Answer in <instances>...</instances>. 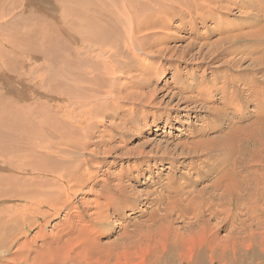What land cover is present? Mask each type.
<instances>
[{"label":"bare ground","instance_id":"6f19581e","mask_svg":"<svg viewBox=\"0 0 264 264\" xmlns=\"http://www.w3.org/2000/svg\"><path fill=\"white\" fill-rule=\"evenodd\" d=\"M27 1H28V4L30 5V7H29L30 10L32 12H35V13L37 12V14H36L37 17L38 16L42 17V18H40L42 20L41 22L43 24H46L49 27V29L51 31V35H52L51 37H52L53 46H54L52 52H54V54L57 55V53L61 49H65L69 53V55H72L71 53L74 52L73 47L75 44L72 41L75 40V42H76V39L73 37V34L71 32L72 30L69 29L70 26L73 27L75 32H77L78 34H81V33L87 34V36H83L84 38L93 40L95 43L98 42L99 40L103 41L106 43L104 45V47H109V46H107V44H108V45H111L112 49L114 50V52L108 51V50H101V51L97 52V56L100 57V59H101L100 63H102V64H100L101 69H99V70H98L99 67L98 68H96L94 66L91 67V70H90V80H91L90 97H87V100H88L87 106L84 107V104L80 105V97H79V94H77V93H79V91L72 89V87H74V86H76V88L79 86V82H77V80L74 78L73 74H71V81L69 78H67V80H65L68 82V87L63 86L64 85L62 82L63 79L61 77V74H64L63 68L51 69V72L55 73V75H56L55 78H57V76L59 78V80H57L58 78L56 79L57 82L55 81L56 82L55 84H57L58 87L56 85H55V87H57V90H59L60 92H58V91L56 92L53 90L50 91V89L48 87H47L49 89L48 91H50V92H47L44 90L45 87L44 88L42 87L43 90H41L40 88L36 89L38 95L45 98L46 97L45 94L46 95L48 94L53 99L54 98L59 99L60 101H63L64 99H68L70 101H76V100L79 101L78 103L77 102H74V103L71 102L70 103L71 106H69L68 104L67 105L69 106L68 108L71 107V112H72L71 114H74V115L78 114L80 116V118H82V122H84V123H87V122L90 123L92 120L94 121L97 118L98 119L102 118V123H104L105 118H107V117H104V113L107 112L108 116L110 115V120H111V122L108 123L109 126L112 128L115 127V128H118L119 130L121 129V130L125 131V130H129L126 127V125L124 124V122H123L124 120H122L123 117H125V119L128 121V123L130 122L132 125V130L130 129L129 131L132 132L133 134L136 133L135 130L138 128L142 129V128L146 127L147 129L150 130V126H152V127H155L153 129L155 131H157V129H158L157 127H161L162 129H166V128L172 129L173 127L176 128V126H182L183 125V121L180 119V115H183V116H185V114L188 115V112H189L188 109H186V107L185 108H179V106H181L179 104H177V107H176L179 112L177 110H175L173 107H171V108L174 110L171 109L168 112L164 111L165 108L162 110H161V108L160 109L157 108V107L161 106L160 104H162V103H160V104L158 103V105L155 104V101H156L155 95L157 92H165V90L163 88L160 89L156 85H154L152 87L153 89L151 91L147 92L146 91L147 87H145L147 83L145 82L144 78L142 77L147 73V67H148V64L150 62L148 57L154 58V57L162 56V55L166 56L171 51L170 48H160V50H159V48H157L158 46L154 45L151 42H148V45L141 46V34L143 31L142 17L144 19L156 20V24H163V22L166 19H169L170 17L173 16V13L170 10L171 6H175L177 4L182 6L183 0H158L159 7L156 6L154 1H153L154 4L151 6V4H150L151 0H62L63 7H61L62 8L61 10L64 11V13L62 12L64 15L61 14L62 17L58 15L59 20H60V17L62 18L59 22H57L58 20L57 21L51 20V19H54V17L51 16V12L47 6V4H49L48 2H46L44 0H27ZM69 1L72 2V5L70 7L65 5V3L69 2ZM231 2L235 6L237 3H239L243 7V12H239V13L241 14V16L243 18L242 22H245V24L247 25L246 26L247 31L244 32L243 34H240V35H238L239 33L237 35L233 33V35L231 37L220 38V39L217 38L216 45L220 44L222 42L226 43L228 41L230 43H233V42L235 43V41L237 42V40H243V39H246V40H258L261 38L263 39L264 38V26L260 25L258 23L259 17H257V15H255V14H253V16L250 17V14L246 13V11H245L246 8H249V6L252 5V0H246V1H244V4H242V1L238 2V0H233ZM3 3H4V0H3ZM57 3H60V2L58 1ZM190 5L191 4H188L185 6H186V8H189ZM14 6H15V4H14ZM216 7H220L225 12H229V14L233 13L232 8L229 6L216 5ZM236 7H238V6H236ZM86 9H87V11L84 12ZM30 10H27V11L29 12ZM195 10L199 11L200 5H198L197 8H195ZM200 11L203 12L202 10H200ZM204 11H206V10H204ZM33 14L30 13L28 15H33ZM141 14H142V16H141ZM206 14H207L206 18L204 19V21L202 23H203V26L207 28L209 26L208 22H210V21L207 22V18L214 16V22H215L217 20V16L212 15L211 13H206ZM28 15H27V17H29ZM47 15H49V16H47ZM33 16L36 17L35 15H33ZM33 16H31V17H33ZM45 18H48L49 20H47ZM56 19H57V17H56ZM63 19L67 24L66 26L63 23ZM38 20L36 21L37 24H39ZM76 20H79V22L76 23ZM171 20L172 19H170L169 21H171ZM18 21L20 22L21 20L19 19ZM32 22L33 21H31V19H30L29 23H27L28 25L27 24L26 25L29 26ZM218 22H219L220 26L227 24V20L224 18H221V17L218 19ZM16 24H18V23H16ZM33 24H34V22H33ZM37 24H35V25L37 26ZM16 26L22 27V24L21 25L18 24ZM27 26H26V28H27ZM30 26H29V28H30ZM47 26H45V27H47ZM249 26L251 27V29H248ZM31 27H33V25ZM40 27L42 28V25H40ZM40 27H38L39 28L38 31H40V33L43 34V30L40 29ZM147 27L149 28L150 24H147ZM221 28L224 29L223 27H221ZM36 30H35V32L31 30L33 32L32 33L33 35L36 34ZM18 31H19V29H18ZM24 31L27 32L28 30H24ZM127 31H129L132 35L130 38L128 37V35H126V39L124 42L121 39H118L119 34L123 35ZM209 31H210V33H212L214 31H216V28L214 26H212ZM44 32H45V30H44ZM207 32H206V35H207ZM218 32H221V31H218ZM22 34L28 35L29 33L28 34L22 33ZM225 34H227V33H225ZM210 35H212V34H210ZM163 36H162V38H163ZM25 37L26 36H24V38L21 39L24 47L26 44H28V46L31 45L33 42V38H34V37L33 38L32 37L25 38ZM51 37H49V38H51ZM158 37H159V35H158ZM207 37H208V35H207ZM10 38H12V37H10ZM41 38L43 39V36H41ZM36 39H37V37H36ZM160 39H161V37H160ZM168 39H170V37ZM180 39H181V36H180ZM171 41H174V40H171ZM259 41L261 42V40H259ZM35 42L37 43L38 41L36 40ZM36 43H34V44H36ZM121 43H124L123 46L129 50H131L133 48V46H139L140 45L139 50L142 51V54H144V55H139V52H135L134 55L138 56V58H136L138 60V62L136 63L137 65H134L135 62L132 61L131 59H129V61L127 63L129 66L128 72L124 75H122V74L120 75V78L124 79V80H122L121 85L116 84V85H118L116 87V89L108 92L107 96L104 98V102L102 103L100 101L103 100V98L99 94L104 91L105 85L107 83H109L113 77H115V72H116L114 70L115 66L111 63V61L109 60L110 58H108L107 56L110 57V56H112L113 53H115L116 55L123 57L122 54H119L121 52V50H120V44ZM206 44H208V43H205V45ZM188 45H190V43ZM36 46H37L36 48H38V43ZM191 46H189V47H191ZM41 47H43V46H41ZM162 47H163V45H162ZM33 48H34V46H33ZM6 49H7V47H6ZM175 49H176V47H175ZM188 49H190V48H188ZM192 49H193V47H192ZM17 50H19V48H17ZM202 50H203V48H202ZM209 50H211V48ZM21 51H22V49H21ZM42 51H43V48H42ZM106 51H108V52H106ZM185 51H187L186 48H185L184 52ZM14 52L15 51H13V53ZM232 52L233 51H230V52H228V54H232ZM179 53L184 54L183 52H179ZM73 54H75V53H73ZM174 54H175V52L171 51V54L169 56L173 57ZM46 55H49V54H46ZM145 55L148 57H146ZM176 56H178V55H176ZM36 57H37V55H36ZM15 59H16V57H15ZM74 60H76V59H73V61ZM237 60H239V59H237ZM255 61H256V64H264V55H262L260 57H255ZM29 62H30V60H29ZM70 62H71V60L68 61V63H70ZM236 65H237V63H236ZM44 66H46V65H44ZM201 67H202V65H201ZM158 68H159V66H158ZM35 69L37 70V68H35ZM202 69H204V68H202ZM16 74H17L16 71H14V70L10 71L7 69H5V72L0 73V85L7 90V93H9L10 95H14V96H12L14 99L13 100V106H11L10 108H2L0 111V131L2 128H6L7 132L11 136L13 134V130H15V131L21 130L22 131L21 133H24V134H25L24 131H28L29 132L28 136H29L31 142L28 139H26V142L25 141L22 142L23 140H21V138L24 135L21 133H17V132L15 133V134H18V135H15L16 141L19 143H22L25 146L36 145L42 149H45V151H51V152L45 154L42 150H37V149L35 150V149H28V148L22 149V148L16 146L18 148V152L21 151V154L18 153L15 156H13V158H11V159H13L14 163H22V164L16 165V166L6 165L3 168L6 169L5 171L20 172L21 173L24 170H28L29 166H34L36 168L37 173L40 174L42 179L46 178V180H47V178L49 179L52 177V178H56L59 181L61 180L60 181L61 184L65 185V187H66V193L65 194H67V196H66V198H64V196L62 194L58 195L54 192H51V190L48 191L46 189V188H48L46 185L45 186L37 185V184H40V182H41V180H36L37 177H32V178H35L37 184H33L31 186V188H23V187L19 188L20 185L24 184V181H21L20 179L16 180L13 176H10V175H0V201H2V199L6 198V197L9 198L10 195H14L15 197L19 196L21 198H23L21 195H24L26 197L25 199H28L27 201L32 203L31 206L30 205L29 206L30 207L34 206V208H32V209H34V211L33 210L32 211L35 212L39 218L46 217L44 223L41 222L39 225L36 226L39 228V230L37 231L36 237L34 238L37 240L41 239L43 241L42 244H38L36 241L32 240L28 235H26V239L22 243L18 244L15 252H13L11 254L12 258L10 261L18 260L19 263L26 261L25 264H102L101 263L102 261L100 262V260H105V262H106L105 264H110L108 256L109 255L110 256L118 255V254H120V250H122V249H129V250H130V248L135 249L134 242L131 243L130 237L132 238V234H134V233H135L136 237H138V236L142 235V232L146 233L145 239H148L150 241L152 239H154L155 243L157 242V237L159 238L158 242L151 247L150 253L148 254L147 257L154 256L153 261L164 260V262H165V260H166L165 264H167L169 262V260L172 257H174L173 254H175V253H178V256L181 257L182 260L186 259L187 264H195V262H197L199 264H203L201 260L193 262V260L191 258L193 256H195L196 254H199V255L202 254V257H204V254L207 255L212 263L222 261V262H224V264H232L235 262V260L236 261L240 260L242 257H238L235 260H234V257H232L235 255L237 256V254H243L245 256V258H247L246 252H251V259L252 260H254L256 258L255 253H257V252H255V251H259L258 249H260L259 240L264 239V174H261L259 172L261 170V168L258 167V166L263 167L264 162L260 161L261 157L259 160H257L254 157L255 155L253 156L252 152L255 151L257 153L256 156L258 157V155L264 154V151L262 150L263 148L259 149V147L256 148L254 146L253 147L247 146L246 150H245V154H244V156L248 155V158H246L247 160L245 162H243L242 160L235 159V157L238 155V153H240V152H238V147L240 145H238L239 140L236 138L238 136L236 133L237 132L236 130H234L235 133L226 134L222 137L221 140L214 141L215 145L204 144V142H203L204 145H199V144L197 146L194 145L192 147L193 150L197 147V149L199 148V151H198L199 153H200V151L203 152V151H206L207 149L221 148L223 150V154H221L220 156H217L215 154L216 155L215 157H214V155L212 156V160L215 159L217 161L216 165H214V166L212 165L213 167L207 166L209 169L208 168H201L199 170L196 169L197 171H195L193 169L195 171L194 174L191 173L187 176L181 175L185 179V181L183 183L175 181V178L174 179L171 178L166 182V185H165L164 180L167 177L164 178L163 176L160 175L161 180L158 181V184L156 186L161 187V189H159V190L157 189L154 191V192H159V193L157 195L152 194L151 196L149 195V193H147V198L150 199L147 207L149 209H152L151 211H149L147 213V215L149 217L147 218V220L142 219L143 221L139 222L135 226V228L132 230L130 222L134 221V220L130 219L132 217L127 216L126 212H134L135 213L137 210L144 211L143 207L145 206L146 203L144 204V200H142L143 199L142 197L144 196V195H142V192L133 188L134 186H132L128 183H125L123 180V175H121V174L126 173L127 174L126 176L129 177V178L128 177L127 178H128V181L130 183L132 182V180L139 181V178L134 177V174H132V171H124L123 169H121V171L120 172L118 171V173H121L120 175L122 177H120V176L114 177V176H117L118 174L113 175L112 181L108 180L109 182L112 183V185L105 187L107 185H106V183H104L105 188L102 189V191H99L96 189V183L99 181L97 179V177L95 176V177L90 178V172H92V171H90V162L91 161H90V158L85 157V155L88 153L89 154L95 153L96 155H98L101 152L100 151L101 146H103L104 149H105V147H107L105 149L106 154L104 152L105 155H108L110 152H113L114 148L108 147L109 144L106 141V139H104L108 133V130L105 127H104V129L101 130V132H102L101 138L102 139H100V141L102 144L97 145L96 142H94L93 146H91L89 149V146H90L89 138L91 137L92 138L91 140H93L94 135L96 133H99V132H97V127L94 124L95 121L93 123H91V126L89 125V126H86V128H82L80 126L81 121L77 125H72V123H70V122H66L64 120H60V119L56 118L55 115L53 114L54 110L52 111V108L45 106V104H43V103H41V104L46 109V116H44L43 114L38 113L32 109H25L24 110L20 106H15V103L17 105V102H19V103L22 102V100L25 99V96L27 98V93L24 92L22 87H21L22 82L23 81L26 82V80L24 79L25 77L23 76L24 78H21L19 76V78L21 79V80H19L17 77L18 75L16 76ZM68 74H70V73H68ZM65 75H67V74H65ZM166 76L167 75L165 73H163L160 80L163 82L166 81V79H167ZM80 78L82 79V78H84V76L82 74H80ZM29 79H31L30 76H29ZM213 80H214V82L210 81L211 84H208L207 80H206L207 82L201 81L200 83H203V86L197 85L198 90L199 91H201V90L205 91L207 89L214 90V91L219 92V94L221 93L220 96H222L225 99V96H228V92L225 88L226 84L222 85L223 88L218 89L216 86L217 79L214 77ZM31 81H32V79H31ZM241 81L244 82L245 85L249 83L245 79H242ZM255 81H256V79H255ZM41 83H42V80H41ZM165 83L167 85V82H165ZM26 84H28V82H26ZM43 84H45V83H43ZM53 84L54 83L51 84L52 85L51 89L53 88ZM205 84L209 85L210 87L208 88L207 86H205ZM234 89H235V87H234ZM252 89H254V88H252ZM231 90L233 91L232 88H231ZM236 90H234V92H237ZM248 91H250V90H248ZM42 93H44V94H42ZM215 94H217V93H215ZM259 94H262V92ZM168 95H170V94L167 93L165 96H168ZM203 95H205V94H203ZM72 96H74V97H72ZM49 97L47 96L46 98L49 99ZM255 97H256V95H255ZM112 98H114L115 101L118 102V104L122 105L123 109H122V107H120V105H119V108H116L117 106L115 103H114V108L112 106L110 107V105H111L110 100ZM172 98H173V96H172ZM238 98L240 99V96ZM18 99H20V101ZM258 99H259V97H258ZM46 101H49V100H46ZM55 101L56 100L53 101V104ZM123 101L126 104H133L131 106H128V111L131 114L130 115L129 114L124 115L122 118H119L118 114L121 112V110H123V112H124V109L126 108V106L123 105ZM157 102H158V100H157ZM159 102H161V101H159ZM2 104H3V102L1 103V105ZM62 104H61V106H62ZM134 104H136L137 106H135ZM108 105L110 108L108 107ZM224 105H225V107H227V106H230L231 103L229 101H227V105H226V101H225ZM152 107H156L157 109L156 108H155L156 110L148 109V108H152ZM237 107H239V106H237ZM62 108L65 110L64 106ZM80 108H81V112H80ZM103 109H104V111H103ZM218 110H217V112H218ZM213 112H214V110H213ZM237 112H243V111H237ZM244 112H246V111H244ZM98 114H103V115H102V117H97L96 115H98ZM174 115H176V116H174ZM222 117H224V115ZM151 120H153L152 123H150ZM33 122H34V124H33ZM162 123H163V125H161ZM251 124L250 125L248 124L249 126L245 125L244 127H246L247 129H249V128L252 129V127H253V129L256 131L257 128L259 127L258 124L253 123L252 126H251ZM184 126H186V125H184ZM210 127H208V128H210ZM239 128H241V127H239ZM247 129H245V130H247ZM259 129L260 128H258V130ZM187 130L189 131V129H187ZM177 131H179V129H177ZM255 131H254V133H255ZM162 132H163V130H162ZM3 133L4 132L2 131V134ZM34 133H41L39 136H40L42 141L39 142V139L35 137ZM142 134H143V130L139 132V135H142ZM257 134H258V142H259L260 146H263L264 145V134L261 132V129L259 130V133H257ZM235 138L237 140H235ZM241 138L243 139L242 133H241ZM211 139H213V138H208V140H206V141L204 140V141L207 142ZM214 140H215V138H214ZM164 141H166V140H164ZM202 141H203V139H202ZM209 142H211V141H209ZM209 142H207V143H209ZM194 143H195V141H194ZM192 144L193 143H191L189 145H192ZM212 144H213V142H212ZM158 145H162V143H159ZM145 146L153 148L155 146V142L151 139H147L146 143H144V147ZM21 147H22V145H21ZM29 147H31V146H29ZM164 147L167 148L166 145ZM186 147L187 146H185V148ZM142 148H143V146H138L134 150H135V152L136 151L140 152L142 150ZM10 149H8L9 150L8 152L11 154V151H13V150L11 149V151H10ZM14 149H16V148H14ZM115 149L117 152L120 150L119 147H117ZM130 151H131V149L128 152H130ZM22 152H24L25 154H22ZM86 152H88V153H86ZM128 152H126L125 154H128ZM217 153H220V152H217ZM10 154H8V155H10ZM50 154H52V156H50ZM166 154H168L167 151L162 152V155H166ZM113 157H115V156H113ZM208 157H209V155H208ZM237 158L239 159V157H237ZM263 158L264 157H262V160H263ZM146 161L148 162V160L146 159V156L141 157V162H146ZM155 161L157 163H163V162L167 161V158L161 157ZM168 161L171 165H173L175 162V161L173 162L172 159L168 160ZM156 162H154L155 165H156ZM137 164L138 163H135L133 166H136ZM223 165H227L226 169H224V170L221 169V167ZM137 166H140V165H137ZM161 166H160V169H161ZM243 167L246 169V171H247L246 173L244 171H241V169ZM35 168L33 170H35ZM154 168H156V167H154ZM208 170H210V171L208 172ZM160 171H162V170H160ZM167 172H168V169H167ZM24 174H25V172H24ZM203 174H205V176H203ZM207 174H209V175H207ZM212 175H214V177L210 181V178L212 177ZM20 176H21V174H20ZM92 176H94V175H92ZM139 176L142 177L141 175H139ZM166 176H168V175H166ZM24 178L26 179V177H24ZM38 178H40V177H38ZM168 178H170V177H168ZM146 179H149V177H146ZM29 180H32V179H29ZM46 180H43V181L45 182ZM94 180H95V182H93ZM43 181H42V183H43ZM100 181H102V180H100ZM155 181H156V179H155ZM200 181H204V185H203L204 188L196 190L199 187L198 183ZM53 183H54V181H53ZM56 185L59 186L60 184H56ZM154 186H155V184H154ZM203 186H201V187H203ZM57 188H59V187H57ZM60 188H63V186L61 185ZM63 190H65V188ZM210 190H212V194L210 193ZM57 191L58 190L55 189V192H57ZM80 193H83L85 196H87L89 194H91V195L93 194V196H94L92 201H90L91 199L83 198L82 204L84 205V207H86V213L85 214L82 213L81 218L79 216L74 215V213H73V211L75 210L74 206H78V205L73 204L74 205L73 206L72 205L73 202L71 201L74 196L79 195ZM216 195H218V196H216ZM206 199H207V201L210 202L209 204L205 202ZM45 207L48 208V212L46 210L43 211L41 209V208H45ZM64 209L67 210V211L65 210L66 214H64L65 212H63ZM10 211L11 210L7 209L5 211H1V213H0V246L6 247L5 250L14 249L16 247V245H15L16 241L15 240L17 237H19L18 236L19 232H20L19 227L20 226L22 227V225L24 223H26V217H27L26 214H23L20 211H17V214L21 215V217L19 219L14 217L13 220H9L7 218H8ZM13 212H14V210H13ZM46 212H47V214H45ZM61 212H63V214L65 215L64 216L65 219L63 217L64 221H62V223H60V224H57L58 227L56 228V230H58V231L54 230L52 232V235L49 236L47 228H48V222H50V221H48V220H49V218L50 219L52 218V220H53V218L56 217V215L60 214ZM79 212L77 213V215L79 214ZM160 212H163V214L161 216H159ZM29 213H30V211H29ZM230 213L246 214V216H245L246 219L237 220L235 218L233 220V223L230 220L232 223V225H231L230 223H228V221H229L228 218L230 216L229 215ZM75 214H76V212H75ZM115 214L120 216L122 223L126 222L125 224H122L123 227L125 225V230L122 231V233H121L122 235L120 238L122 240L120 242H116L114 244H111L109 247H106L105 244L101 245L100 241L99 240L97 241V239L99 238V235L102 232L103 233H105V232L108 233L109 231L111 232L112 229L117 226V222L113 218V216ZM206 215H208V217ZM88 216L91 217L90 221H88ZM32 220H33V218H32ZM176 220L178 221L177 226L175 225L177 223ZM249 220H251L250 224L246 225L249 222ZM53 221H55V220H53ZM234 225L236 226V229L232 230V228H233L232 226H234ZM30 228H32L31 225H30ZM253 228H255V229H253ZM236 231H237V233H235ZM241 231L242 232L245 231V233H242ZM240 232L242 234H240ZM233 234H238V235L234 236ZM47 236H49V237H47ZM42 238H44V240ZM202 241H207L206 243L208 244V247H205V249L203 247H200L198 250L195 249L196 248L195 244L197 245L198 243H200ZM143 242H145V241H143ZM75 244H76V246L79 245V247L76 248V246H75V249H74L73 247ZM230 244L237 246V248H239V249L235 250V252H234V249L232 248V246H230ZM14 245H15V247H14ZM136 245H137V243H136ZM160 246L162 249H160ZM168 246H170V247H168ZM7 248H9V249H7ZM184 248H185V252L183 254ZM186 248L188 249V251H186ZM177 249L179 251H177ZM0 250L2 251V249H0ZM90 251H91V253L94 252V254H96L98 257L96 259L93 258V260H90L88 258V256L90 257V254H91ZM31 253H32V255H31ZM159 254L166 255V259L164 258V255H159ZM91 256H92V254H91ZM94 257H96V256H94ZM98 258H100V259H98ZM113 258H114V256H113ZM95 260H97L96 263H94ZM10 261L8 264H11ZM239 262H243V261H239Z\"/></svg>","mask_w":264,"mask_h":264},{"label":"rangeland","instance_id":"374dc122","mask_svg":"<svg viewBox=\"0 0 264 264\" xmlns=\"http://www.w3.org/2000/svg\"><path fill=\"white\" fill-rule=\"evenodd\" d=\"M44 1L49 3V4H47V6L51 12V16L54 17V19H51V20H55V21L58 20L57 22H59L62 19L61 14L64 13V11L61 10L62 9L61 7H63L62 0H48V1L44 0ZM58 1L60 3H57ZM153 1L155 2L156 6L159 7L158 0H151V2H150L151 6L154 4ZM231 1H233V0H183L182 6H180L178 4L175 6H171L170 10L173 13V16L170 17L169 19H166L163 22V24H156V20L144 19L142 17L143 31L141 34V46L148 45V42H151L154 45L158 46L157 48H159V50H160V48H170V50L172 52H175L173 57L169 56L171 54V51L166 56L162 55V56H157L154 58H150V57L145 55L150 60L148 67H147V73L144 76H142L144 78L145 82L147 83L145 86V87H147L146 91L147 92L151 91L153 89L152 87L154 85H156L160 89L163 88L165 90V92H157L155 95V98H156L155 104L158 105V103L159 104L162 103V104H160L161 106L157 107L159 109L161 108V110L165 108L164 111L168 112L172 109L171 107H173L175 110L178 111V109L176 108L177 104L181 105V106H179V108H185L186 107V109H188V111H189L188 112L189 116L186 114H185V116L180 115V119L183 121L182 126H176V128L173 127L172 129H168V128L162 129L161 127H157L158 128L157 131H155L153 129L155 127L150 126V130L147 129L146 127L142 128V129L138 128L135 130L136 133L133 134L132 132L129 131L130 129L132 130L131 123L130 122L128 123V121L125 119V117H123L124 115H128V114L130 115L131 114L128 111V106H131L133 104H126L124 101H123V105L126 106V108L124 109V112H123V110H121V112L118 114V117L119 118L123 117L122 120H124L123 122L129 130L124 131V130L120 129L121 130L120 131L118 128L110 127L108 123H110L111 120H110V115L108 116L107 112L104 113V117H107V118H105L104 123H102V118H100V119L97 118L94 120L95 121L94 124L97 127V132H99V133H96L94 135L93 140H91L92 139L91 137L89 138V140H90L89 149L91 146H93L94 142H96L97 145L102 144L100 141V139H102L101 138V135H102L101 130L104 129V127L108 130V133L104 139H106V141L108 142V144H109L108 147L114 148L113 152H110L108 155H105L106 154L105 149L107 147H105V149H104L103 146H101V150L99 149L101 152L98 155H96L95 153L89 154L88 152H86L88 154H86L85 157L90 158V161H91L90 162V171H92V172H90V178L96 176L97 179L99 180L96 183V189L99 191H102V189H104L105 187L111 186L112 183L109 181H112L113 175L118 174L117 176H114V177H119V176L122 177L121 175H123V180L125 183H128V184L134 186L133 188L141 191L142 195H144L142 197L143 198L142 200H144V204L146 203L145 206L143 207L144 211L137 210L135 213L134 212H126V215L131 216L132 218H130V219L134 220V221L130 222L132 230L135 228V226L139 222H141L145 219L147 220V218L149 217L147 215V213L149 211H151L152 209H149L147 207L149 204V201H150V199L147 198V193H149L150 196L152 194L157 195L159 193V192H154V191L157 189L158 190L161 189V187L156 186L158 184V181L161 180V176H163L164 178L167 177L164 180L165 185H166V182L171 178L172 179L175 178V181L183 183L185 181L183 176H187L191 173L194 174L195 171H197L201 168H208V167H211L212 165L213 166L216 165L217 161L215 159L212 160V156L214 155V157H215L216 155L220 156L221 154H223V150L221 148L207 149L206 151H203V152L200 151V153H199L198 152L199 148L197 149V147H196L193 150L192 147L194 145L195 146H197L198 144L199 145H204V144L215 145L214 141L221 140L224 135L229 134V133H235L234 130H236L237 131L236 133L238 135V136L236 135L237 136L236 138L239 140L238 145H240L238 147V152H240V153H238V155L235 157V159L242 160L243 162H245L247 160L246 158H248V155L244 156L247 146H251V147L254 146L256 148L259 147V149L263 148L262 150L264 151V147H263L264 145L260 146V144L258 142V134H257V133H259L260 129H261V132L264 134V64H256V61H255V57H260V56L264 55V49H263L264 48V38L263 39L261 38L258 40H246V39L237 40V42L235 41V43L234 42L230 43L228 41L226 43L222 42L223 44L220 43V44L216 45L217 38L220 39V38L231 37L233 35V33L236 35L239 33L238 35H240V34H243L244 32L247 31V28H246L247 25L245 24V22H242L243 18L241 16V14L239 13V12H243V7L239 3L236 4V6H238V7H236L235 5L232 4ZM239 1H242V4H244V1H246V0H238V2ZM4 3H3V0H0V20H1L0 21V73L5 72V69L10 70V71L14 70V71H16V73H17L16 76L18 75L17 77L19 80H21L19 78V76L21 78L25 77L24 79L26 80V82H28V84H26V82L23 81L21 84L23 91L27 93V98L25 96V99H23L24 101L22 100V102H20V103L17 102V105L15 103V106H20L24 110L25 109H32V110L46 116V109L41 104V103H43V104H45V106L52 108V111L53 110L55 111V112L53 111V114L55 115L56 118H58L60 120L70 122V123H72V125H77L81 121L80 126L82 128H86V126H89V125L91 126V123L94 122L93 120L90 123L89 122L84 123V122H82V118H80V116L78 114H75V115L71 114L72 113L71 107L68 108L69 106H71L70 105L71 102H73V103L77 102L78 103L79 101H77V100L76 101H70L68 99H64L63 101H60L59 99H55V98L53 99L48 94L47 95L45 94V96L46 97L50 96L53 100L50 97H49V99L46 97L44 98V97H41L40 95L37 94L36 89L40 88L41 90H43V88L45 87L44 90L47 92H50L51 90L56 91V92L57 91L60 92L59 90H57V87H58L57 84H55L57 82V80H59V78H58V76H57L58 79L55 78L56 75H55V73L51 72V69L63 68L64 74H61V77L63 79L62 82L64 84L63 86L68 87V82L65 80H67V78H69L71 81V74H73L74 78L77 80V82H79V86L77 88H76V86H74V87H72V89L79 91V93H77V94H79V97H80V105L84 104V107L87 106V103H88L87 97H90V84H91L90 70H91V67L94 66L96 68L99 67L98 70L101 69L100 64H102V63H100L101 59L99 56H97V52L101 51V50H108V51L114 52L111 45L107 44V46H109V47H104V45L106 43L103 41L99 40L98 42L95 43L93 40L86 39L83 36H87V34H83V33L78 34L77 32H75L74 28L70 26L69 29L72 30L71 32L73 34V37L76 39V42H75V40L72 41L75 44L73 47L74 52L71 53L72 55H69V53L65 49H61V50H59V52L56 55V54H54V52H52L54 46H53L52 37H51L52 35H51V31H50L49 27L46 24H43L41 22L42 20L40 18H42V17H39V16L37 17V15H36L37 12L35 13V12H32L30 10V8H29L30 5L28 4V1L27 0H4ZM14 4H15V6H14ZM188 4H191V5L189 6V8H186L185 5H188ZM65 5L70 7L72 5V2H70V1L66 2ZM198 5H200V10H202L203 12H201L200 10L199 11L195 10V8H197ZM216 5L229 6L232 8L233 13L229 14V12H225L220 7H216ZM27 10H30L29 12L32 14L34 13L33 15H35L36 17H34L33 15H28L30 13ZM204 10H206V11H204ZM86 11H87V9L84 12H86ZM245 11H246V13L250 14V17H252L253 14L257 15V17H259L258 23L260 25L264 26V0H252V5H250L249 8H246ZM206 13H211L212 15L217 16V20L215 22H214V16L207 18V22L210 21V22H208L209 26L207 28L204 27L203 23H202L204 21V19L206 18V15H207ZM27 15L29 17H27ZM58 15L61 16L60 20H59ZM31 16H33V17H31ZM47 16H49V15H47ZM141 16H142V14H141ZM56 17H57V19H56ZM220 17L226 19L227 24L220 26L219 22H218V19ZM19 19L21 20L20 22L18 21ZM28 19L29 20L31 19V21L34 22V24H33V22L30 24L31 26L33 25V27H31L29 25L30 26V28H29V26H27L28 25L27 23H29ZM45 19L49 20L48 18H45ZM170 19H172V20L169 21ZM37 20L39 21L38 23L40 25H42V28L40 27L39 24H37V22H36ZM25 21L26 22L28 21V22L26 23ZM78 22H79V20H76V23H78ZM16 23H18L19 25L22 24V27L19 26L20 27L19 28L18 26H16V25H18ZM63 23L65 26L67 25L66 22L64 21V19H63ZM35 24H37V26L43 30V34H41L40 31H38L39 28ZM147 24H150L149 28L147 27ZM25 25L27 26V28ZM45 26H47V27H45ZM212 26H214L216 28V31L210 33L209 30ZM221 27H223L224 29H222ZM18 29H19V31H18ZM248 29H251V27L249 26ZM24 30H28V31L26 32ZM31 30L34 32L36 30L37 35L36 34L33 35L32 34L33 32ZM44 30H45V32H44ZM218 31H221V32H218ZM206 32H207L208 37L206 35ZM22 33H24V34L29 33L28 34L29 36L23 35ZM225 33H227V34H225ZM210 34H212V35H210ZM126 35H128L129 38L132 36L131 33L129 31H127L123 35L119 34L118 39H121L124 42L126 39ZM158 35H159V37H158ZM24 36H26L25 38H28V37L33 38L34 37L31 45L28 46V44H26L25 47L23 46L21 39H23ZM41 36H43V39L41 38ZM162 36H163V38H162ZM180 36H181V39H180ZM10 37H12V38H10ZM36 37H37V39H36ZM49 37H51V38H49ZM160 37H161V39H160ZM169 37H170V39H168ZM34 40L38 41L37 42L38 48H36L37 43ZM171 40H174V41H171ZM259 40H261V42ZM34 43H36V44H34ZM189 43H190V45H188ZM205 43H208V44L205 45ZM123 45H124V43L120 44L121 52L119 53V54H122L123 57H120V56L116 55L115 53H113L114 55L112 54V56H110V57L107 56L108 58H110L109 60L111 61V63L115 66L114 70L116 72H115V77H113L112 80L105 85L104 91L99 94L103 98V100L100 101L102 103L104 102V98L107 96L108 92L115 90L118 85H121V82L124 79L120 78V75L121 74L124 75L128 72L129 66L127 63L129 61V59H131L132 61L135 62L134 65H137L136 63L138 62V60L136 58H138V56L134 55L135 52H139V55H144V54H142V51L139 50L140 45L139 46H133V48L131 50L126 49ZM162 45H163V47H162ZM33 46H34V48H33ZM39 46L40 47L43 46V47L40 48ZM189 46H191V47H189ZM6 47H7V49H6ZM175 47H176V49H175ZM192 47H193V49H192ZM201 47L203 48V50ZM17 48H19V50H17ZM42 48H43V51H42ZM185 48L187 51L184 52ZM188 48H190V49H188ZM210 48H211V50H209ZM21 49H22V51H21ZM13 51H15V52L13 53ZM108 51H106V52H108ZM178 51L183 52L184 54H181ZM230 51H233L232 54H228V52H230ZM73 53H75V54H73ZM46 54H49V55H46ZM36 55H37V57H36ZM176 55H178V56H176ZM15 57H16V59H15ZM73 59H76V60L73 61ZM237 59H239V60H237ZM29 60H30V62H29ZM70 60H71V62L68 63V61H70ZM236 63H237V65H236ZM44 65H46V66H44ZM201 65H202V67H201ZM158 66H159V68H158ZM35 68H37V70ZM202 68H204V69H202ZM68 73H70V74H68ZM163 73H165L167 75L166 76L167 79L165 78L166 81H164V82L160 80ZM65 74H67V75H65ZM80 74H82L84 76V78L81 79ZM29 76L32 79V81H31V79H29ZM214 77L217 79L216 86L218 89L223 88L222 85L226 84L225 88L228 92V96H225V99L222 96H220L221 93L219 94V92H217V91L209 90V89H207L205 91H202V90L199 91L198 90L197 85L203 86V83H200L201 81H204V82L208 81V84H211L210 81L214 82V80H213ZM242 79L247 80L249 83L245 85L244 82L241 81ZM255 79H256V81H255ZM41 80H42V83H41ZM165 82H167V85ZM43 83H45V84H43ZM50 83L51 84L54 83L52 89H51L52 85ZM116 84H118V85H116ZM55 85L57 87H55ZM205 86H207L208 88L210 87L209 85H206V84H205ZM233 86L235 87V89ZM47 87L50 89V91H48L49 89ZM231 88L233 89V91L231 90ZM252 88H254V89H252ZM234 90H236L237 92H234ZM248 90H250V91L252 90V91L250 92ZM261 92H262V94H259ZM167 93L170 94L171 96L170 95L165 96ZM215 93H217V94H215ZM42 94H44V93H42ZM203 94H205V95H203ZM255 95H256V97H255ZM12 96H14V95H10L9 93H7V90L0 85V111L2 108H10L11 106H13V100L14 99ZM172 96H173V98H172ZM239 96H240V99L238 98ZM72 97H74V96H72ZM258 97H259V99H258ZM18 100L20 101V99H18ZM46 100H49V101H46ZM54 100H56L55 101L56 103L54 102V104H53ZM157 100H158V102H157ZM159 101H161V102H159ZM225 101H226V105H227V101H229L231 103V105L225 107V105H224ZM2 102H3V104L1 105ZM114 103L117 106L116 108H119L120 104H118V102H116L114 98H112L110 100V104H111V105L109 104L110 107L112 106L114 108ZM61 104H62V106H61ZM109 105H108V107H109ZM134 105L137 106L136 104H134ZM63 106H64L66 111L62 108ZM237 106H239L240 108ZM120 107H122V109H123L122 105H120ZM155 108L156 107H152V108H148V109L156 110L157 108L156 109ZM174 109H172V110H174ZM235 109L237 111H243V112H237ZM213 110H214V112H213ZM217 110H218V112H217ZM103 111H104V109H103ZM244 111H246V112H244ZM80 112H81V108H80ZM102 115L103 114H98L96 116L102 117ZM223 115H224V117H222ZM174 116H176V115H174ZM152 122H153V120L150 121V123H152ZM251 123L252 124L253 123L258 124V126H259L258 128H260V129L258 130V128H257V130L255 131L253 129V127H252V129L249 127H248L249 129L244 127L245 125H248V124L250 125ZM33 124H34V122H33ZM252 124H251V126H252ZM161 125H163V123ZM184 125H186V126H184ZM208 127H210V128H208ZM239 127H241V128H239ZM243 127L247 130H245ZM177 129H179V131H177ZM187 129H189V131ZM142 130H143V134L139 135V132ZM162 130H163V132H162ZM2 131L4 132L3 134H2ZM254 131H255V133H254ZM0 132H1L0 133V166L2 167V168L0 167V175H10V176H13L16 180L20 179L21 181H24V184L20 185L19 188H21V187L31 188V186L33 184H37L36 180H41L40 184H37V185H40V186L46 185L48 187V188H46L48 191L51 190V192H54L58 195L62 194L64 196V198H66V196H67V194H65L66 193V187H65V185L61 184V182H60L61 180L59 181L56 178H52V177L49 179L47 178V180H46V178L42 179L40 174L37 173L36 168L34 166H29L28 170L22 171L23 173L22 172L20 173V172L5 171L6 169H4L3 167H5L6 165L16 166V165L22 164V163H14L13 159H11L16 154H18V153L21 154V151L18 152V148L16 146H18L22 149L28 148V149L42 150L45 154L49 153L51 151H45V149H42L36 145L25 146L22 143L17 142L15 139V135H18V134H15V133L16 132L21 133L22 132L21 130L20 131L13 130L12 136L7 132L6 128H2ZM24 132H25V134L21 133L24 135L21 138V140H23L22 142H24V141L26 142V139H28L30 141V138L28 136L29 132L28 131H24ZM241 133H242L243 139L241 138ZM34 134H35V137L39 139V142L42 141L40 136H39L41 133H34ZM208 138H213V139L209 140L211 142L207 141L210 144L205 142L206 140H208ZM214 138H215V140H214ZM236 138H235V140H237ZM147 139H151L155 142V146L153 148L148 147V146L144 147V143H146ZM163 139L166 141H164ZM202 139H203V141H202ZM194 141H195V143H194ZM203 142H204V144H203ZM212 142H213V144H212ZM159 143H162L163 146L158 145ZM191 143H193V144L189 145ZM21 145H22V147H21ZM165 145L167 146V148L164 147ZM29 146H31V147H29ZM138 146H143V148L140 152H138V151L135 152L134 149H136ZM185 146H187V147L185 148ZM117 147H119V149H120L118 152L115 149ZM10 148L13 151H11ZM14 148H16L17 150ZM8 149H10L11 154L8 152L9 151ZM130 149H131V151L128 152ZM164 151L168 152V154H166L167 156L162 155V152H164ZM104 152H105V154H104ZM126 152H128V154H125ZM217 152H220V153H217ZM252 153H253V156L255 155L254 157L257 160H259L261 157L260 161L264 162V158L262 160V157H264V154L258 155V157H257L256 156L257 153L255 151ZM8 154H10V155H8ZM22 154H25V153L22 152ZM208 155H209V157H208ZM50 156H52V154H50ZM113 156H115V157L117 156V157L115 158ZM145 156H146V159L148 160V162L147 161L141 162V157H145ZM161 157H166L167 161H165L163 163H157L155 160H157ZM237 157H239V159ZM171 159L173 160V162L175 161L173 165H171L168 161ZM154 162H156V165L154 164ZM135 163H138L137 165H140V166H137V165L133 166ZM160 166H161V169H160ZM33 167L35 168V170H33L34 169ZM154 167H156V168H154ZM226 167H227V165H223L221 167V169L224 170V169H226ZM258 167L261 168V170L259 172L261 174H264V168H263L264 166L263 167L258 166ZM121 169H123L124 171H132V174H134V177H138L139 181L132 180V182L130 183L128 181L129 177L126 176L127 175L126 173H122V174L118 173V171L120 172ZM167 169H168V172H167ZM160 170H162V171H160ZM209 171L210 170H208V172ZM241 171H244L245 173L247 172L244 167L241 169ZM24 172L26 175L24 174ZM20 174H21V176H20ZM91 174L94 176H92ZM209 174H207V175H209ZM139 175H141L142 177H140ZM166 175H168V176H166ZM181 175H183V176H181ZM145 176L149 177V179H146ZM203 176H205V174H203ZM24 177H26V179ZM32 177H37V178L35 180V178H32ZM38 177H40V178H38ZM168 177H170V178H168ZM213 177H214V175H212V177L210 178V181L213 179ZM29 179H32V180H29ZM155 179H156V181H155ZM43 180H46L45 181L46 183ZM100 180H102V181H100ZM42 181H43V183H42ZM53 181H54V183H53ZM93 182H95V180ZM104 183H106L107 186H105ZM56 184H60V185L58 186ZM154 184H155V186H154ZM61 185L63 186V188H60ZM198 185H199V187L196 190L204 188V186H203L204 181H200L198 183ZM201 186H203V187H201ZM57 187H59L60 189ZM64 188H65V190H63ZM55 189L58 191L55 192ZM210 193L212 194V190H210ZM21 196L23 198H21L19 196L15 197L14 195H10L9 198L6 197V198L2 199V201H0V213H1V211H5L7 209L11 210L7 219L13 220L14 217L19 219L21 217V215L17 214V211H20L21 213L26 214V216L28 217V218L26 217V223H24L22 225V227L21 226L19 227V229H20V232L18 235L19 237H17L15 240L16 241V244H15L16 247L14 245V247H15L14 249L7 248L9 250H5L6 247L0 246V249H2V251L0 250V264H8L9 263V261L12 258L11 254L13 252H15L18 244L22 243L26 239V235H28L32 240L36 241L38 244H42V242H43L41 239L37 240L34 238L36 237L37 231L39 230V228L36 226L39 225L41 222L44 223L46 217L39 218L36 215V213L33 212L34 209H32V208H34V206L30 207L32 203L27 201L28 199H25L26 197L24 195H21ZM216 196H218V195H216ZM83 198L91 199L90 201H92L94 196H93V194L92 195L89 194V195L85 196L83 193H80L79 195L74 196L71 200L73 202L72 205L73 204L78 205V206L73 205L75 207V210L73 211V213H74V215L79 216L80 218H81L82 213H84V214L86 213V207H84V205L82 204ZM205 202L208 204L210 203L209 201H207V199L205 200ZM41 209L43 211L46 210L48 212L47 207L41 208ZM13 210H14V212H13ZM65 210L66 209H64L63 212H65ZM29 211H30V213H29ZM47 212L45 214H47ZM63 212H61L62 214L60 213V214L56 215V217L53 218V220H55V221H53L52 218L51 219L49 218L48 221H50V222H48V228H47L49 236L52 235V232L54 230L58 231V230H56V228L58 227L57 224H60V223H62V221H64V219H65L64 214H66V212L64 214H63ZM75 212H76V214H75ZM78 212H79V214L77 215ZM162 214H163V212H160L159 216H161ZM229 215L230 216L228 218L229 219L228 223H230L231 225H232L233 220L235 218L237 220L246 219V217H245L246 214L230 213ZM206 216L208 217V215H206ZM63 217H64V219H63ZM32 218H33V220H32ZM113 218L117 222V226L114 227L111 232L110 231L108 233L102 232L100 234L101 236L99 235V238L97 239V241L98 240L100 241L101 245L105 244L106 247H109L111 244H114L116 242H120L122 240L120 238L122 235L121 233H122V231L125 230V225L123 227L122 224H125L126 222L122 223L120 216L117 214H115L113 216ZM90 220H91V217L88 216V221H90ZM230 220L232 221V223ZM176 222H175L176 223L175 225L177 226L178 221L176 220ZM250 222H251V220H249V222L246 225L250 224ZM30 225L32 228H30ZM232 227H233L232 230L236 229L235 225ZM253 229H255V228H253ZM241 232H240V234L245 233V231H243L242 233ZM235 233H237V231ZM233 235L237 236L238 234H233ZM49 236H47V237H49ZM145 237H146L145 232L144 233L142 232V235H140L138 237H136L135 233L132 234V238L130 237V241H131V243L134 242L135 249L134 248H132V249L130 248V250L129 249H122V250H120V254H118V255H112V256L109 255L108 256L109 257L108 258L109 263L110 264H165L166 260H165V262H164V260L153 261L154 256L147 257L148 254L150 253L151 247L158 242L159 238L157 237V242L155 243L154 239H152L150 241L148 239H145ZM42 239L44 240V238H42ZM143 241H145V242H143ZM206 242L207 241H202V242L198 243L197 245L195 244V247H196L195 249L198 250L200 247H203L205 249V247H208V244ZM136 243H137V245H136ZM259 243H260V249H258L259 251H255L257 253H255L256 258L254 260L251 259V252H246L247 258H245V256L243 254H237V256L236 255L232 256V257H234V260L238 257H242L238 261L235 260V262L232 264H264V239L259 240ZM75 246H76V244L73 247L74 249H75ZM230 246H232V248L234 249V252H235V250L239 249V248H237V246H235L233 244H230ZM78 247H79V245L76 246V248H78ZM168 247H170V246H168ZM160 249H162L161 246H160ZM177 251H179V250L177 249ZM186 251H188L187 248H186ZM184 252H185V248H184L183 254H184ZM90 253H91V251H90ZM91 254H92V256H91ZM91 254H90L91 258L88 256V258L90 260H93V258L96 259L98 257L96 254H94V252H92ZM31 255H32V253H31ZM159 255H164V254H159ZM173 255H174V257H172L167 264H187L186 259L182 260V258L178 256V253H175ZM94 256H96V257H94ZM113 256H114V258H113ZM164 258L166 259V255H164ZM98 259H100V258H98ZM191 259L193 260V262L201 260L203 264H224V262H222V261L212 263L210 261L209 257L205 254H204V257H202V254L201 255L196 254ZM96 261L97 260H95L94 263H96ZM239 261H243V262H239ZM100 262L102 264L106 263L105 260H100ZM10 263L11 264H25L26 261L19 263L18 260H14V261H10ZM195 264H199V263L195 262Z\"/></svg>","mask_w":264,"mask_h":264}]
</instances>
